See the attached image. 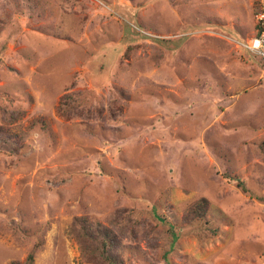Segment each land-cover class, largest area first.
Returning a JSON list of instances; mask_svg holds the SVG:
<instances>
[{
  "label": "rangeland",
  "instance_id": "374dc122",
  "mask_svg": "<svg viewBox=\"0 0 264 264\" xmlns=\"http://www.w3.org/2000/svg\"><path fill=\"white\" fill-rule=\"evenodd\" d=\"M255 2L0 0V264H264Z\"/></svg>",
  "mask_w": 264,
  "mask_h": 264
},
{
  "label": "built area",
  "instance_id": "2783aa9c",
  "mask_svg": "<svg viewBox=\"0 0 264 264\" xmlns=\"http://www.w3.org/2000/svg\"><path fill=\"white\" fill-rule=\"evenodd\" d=\"M255 28L252 37L240 45L264 63V0L255 2Z\"/></svg>",
  "mask_w": 264,
  "mask_h": 264
},
{
  "label": "trees",
  "instance_id": "16d2710c",
  "mask_svg": "<svg viewBox=\"0 0 264 264\" xmlns=\"http://www.w3.org/2000/svg\"><path fill=\"white\" fill-rule=\"evenodd\" d=\"M208 205V202L206 199H201L200 201H198L192 208L191 211L193 214L196 215V217H203L204 213H205V209L206 206ZM84 229V235H86L88 232L94 230L95 233H97L99 236L102 237L103 242L102 245L103 247L106 248V246H108V244H110V233L109 231L105 230L101 227L98 223L95 224H91V223H87L84 225L83 227ZM178 239V235L177 234H173V243ZM108 259L110 258L109 256H107ZM33 262V254L30 253L27 257L26 263L25 264H32ZM12 264H18V263H12Z\"/></svg>",
  "mask_w": 264,
  "mask_h": 264
},
{
  "label": "crops",
  "instance_id": "0c3cea01",
  "mask_svg": "<svg viewBox=\"0 0 264 264\" xmlns=\"http://www.w3.org/2000/svg\"><path fill=\"white\" fill-rule=\"evenodd\" d=\"M248 52V51H247ZM251 54V53H250Z\"/></svg>",
  "mask_w": 264,
  "mask_h": 264
}]
</instances>
